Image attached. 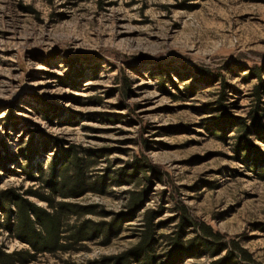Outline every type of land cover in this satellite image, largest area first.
Instances as JSON below:
<instances>
[{
    "label": "rangeland",
    "instance_id": "374dc122",
    "mask_svg": "<svg viewBox=\"0 0 264 264\" xmlns=\"http://www.w3.org/2000/svg\"><path fill=\"white\" fill-rule=\"evenodd\" d=\"M258 87L264 104V0H0V193L40 189L19 150L44 136L59 140L34 159L45 176L74 147L95 163L92 182L105 180L102 192L73 200L95 206L83 220L104 223L103 236L32 264L121 256L149 211L165 254L182 229L184 240L197 235L179 227L182 207L264 264V142L253 136L254 154H239L235 120L257 105ZM28 248L0 229V249ZM228 251L176 264H212Z\"/></svg>",
    "mask_w": 264,
    "mask_h": 264
},
{
    "label": "trees",
    "instance_id": "16d2710c",
    "mask_svg": "<svg viewBox=\"0 0 264 264\" xmlns=\"http://www.w3.org/2000/svg\"><path fill=\"white\" fill-rule=\"evenodd\" d=\"M199 76H203L209 83L217 79L211 72L198 69ZM250 75L260 77L258 68L253 67ZM257 90L258 103L248 117L235 119L238 121L237 151H246L247 157L254 154L251 137L264 142V104L263 96ZM58 139L48 136L32 140L19 153L26 159L23 168L25 178L31 182L40 183V189L29 188L20 193V190L9 189L0 193V210L4 213L0 220V229H5L21 243L29 246L28 249L7 253L0 249V264H32L38 257L70 253L81 248L84 242L93 241L104 233V223L93 224L90 220H83L88 215H95V206L80 205L73 200L88 194L103 191V182H92L90 169L95 163L91 158L82 157L77 149H61L48 166L49 175L45 176L44 165L34 164V159L47 149H52ZM59 144V143H58ZM138 167L145 170L152 169L147 160L142 157L136 159ZM153 171V170H152ZM258 175L264 178V167L258 170ZM33 197L46 204L43 207L29 199ZM142 198H131L129 207L138 209L142 205ZM181 209L180 228H191L197 234L194 238L184 240L183 229L174 237L172 251L165 254L157 253V239L155 237L154 217L152 211L146 213V229L141 233L138 243L118 257L106 258L89 264H176L190 256L207 255L215 257L227 248L226 256L212 264H261L255 262L250 253L241 248L238 243L225 244L222 236L213 228L200 220L194 219L187 213L185 207ZM74 220V221H73ZM120 230V223L111 225L106 232V239L116 235ZM103 236V235H102ZM164 255V256H163ZM173 255V256H172Z\"/></svg>",
    "mask_w": 264,
    "mask_h": 264
}]
</instances>
